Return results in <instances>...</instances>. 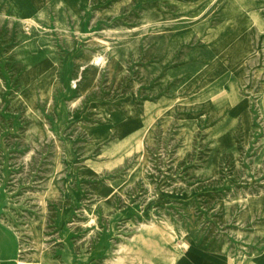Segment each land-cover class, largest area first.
Instances as JSON below:
<instances>
[{"label": "rangeland", "instance_id": "1", "mask_svg": "<svg viewBox=\"0 0 264 264\" xmlns=\"http://www.w3.org/2000/svg\"><path fill=\"white\" fill-rule=\"evenodd\" d=\"M239 10L264 34V0L0 1V264L264 251V45L232 46Z\"/></svg>", "mask_w": 264, "mask_h": 264}, {"label": "crops", "instance_id": "2", "mask_svg": "<svg viewBox=\"0 0 264 264\" xmlns=\"http://www.w3.org/2000/svg\"><path fill=\"white\" fill-rule=\"evenodd\" d=\"M4 1V0H0ZM38 5L35 4L34 7H37ZM42 9V8H41ZM240 16L244 15V19H233L231 22L235 23L236 30L235 35L233 36L235 43L232 46L236 47H245V46H257V45H264L261 44V41H264V34L259 29L258 21H255L254 17L258 15V11L256 10H249L244 14L243 11L239 10ZM3 12H6L3 10ZM8 13V11H7ZM241 27H243L242 30H239ZM244 264H264V251L261 253H258L256 256L250 258L248 261H246Z\"/></svg>", "mask_w": 264, "mask_h": 264}, {"label": "bare ground", "instance_id": "3", "mask_svg": "<svg viewBox=\"0 0 264 264\" xmlns=\"http://www.w3.org/2000/svg\"><path fill=\"white\" fill-rule=\"evenodd\" d=\"M45 248V247H44Z\"/></svg>", "mask_w": 264, "mask_h": 264}]
</instances>
